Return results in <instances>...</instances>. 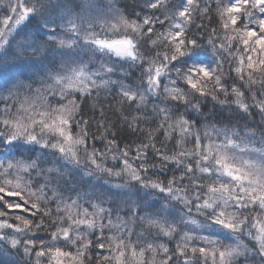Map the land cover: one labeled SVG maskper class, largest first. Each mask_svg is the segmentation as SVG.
I'll return each mask as SVG.
<instances>
[{"label": "snow or ice", "instance_id": "6c2138e0", "mask_svg": "<svg viewBox=\"0 0 264 264\" xmlns=\"http://www.w3.org/2000/svg\"><path fill=\"white\" fill-rule=\"evenodd\" d=\"M121 3L0 0V264H264V0Z\"/></svg>", "mask_w": 264, "mask_h": 264}, {"label": "trees", "instance_id": "16d2710c", "mask_svg": "<svg viewBox=\"0 0 264 264\" xmlns=\"http://www.w3.org/2000/svg\"><path fill=\"white\" fill-rule=\"evenodd\" d=\"M121 6L122 7L126 6L128 11L140 12L141 8L143 6V0H122ZM210 7H211L212 11L209 12L208 16L204 17L203 21H201V19L199 17H197L195 19L194 24L191 26L193 33L198 34L197 30H196V25L200 24V23H204L205 25H207L208 28L219 27L218 18L215 15L216 5L214 3H212V4H210ZM209 17H211V23H209ZM205 39H206V37H205ZM227 67H228V65H227V63H225V70H227ZM130 71L132 72V78H131V80L125 81V83H133V81H135V83H139V76H140L139 69H132ZM34 87H35V85H34ZM101 102L106 106V111L108 113L109 118L112 119V120H116L117 119V114H115L113 111L107 109V105L115 104V101L112 100V99L104 100L103 97H102L101 98ZM155 102L159 103V101H155ZM148 103H149V108H150L151 104L153 103V99L149 98V102ZM202 107H203V111L205 113L221 111L220 106L217 105L216 102L212 101L210 98L202 102ZM223 111H224V115L228 114L226 109L223 110ZM91 114L92 113L89 112V115H91ZM97 116H98V113H97ZM254 118L256 120L260 119L259 115H256ZM93 131H95V128L93 129ZM126 139L129 140V141H132V140H136V137L133 136V135H128L126 137ZM136 142L138 143L139 141L136 140ZM96 146L98 148H101V149L103 148V144L99 143V142L97 143ZM104 179H107V177H105ZM117 182H119V181H115V180L112 181V183H117ZM92 183L96 184L95 181H93ZM102 183H103V181H101V184ZM96 189H97V191L101 190L99 184H96ZM88 190L91 191L92 190L91 187H89ZM106 206H108V205H106ZM120 214L123 216L125 213L123 211H121ZM40 235H41V237L43 236L42 233ZM12 257H13V259L20 260L21 264H23L24 260L27 259L26 257H23L22 254L17 256L15 252L12 253Z\"/></svg>", "mask_w": 264, "mask_h": 264}]
</instances>
